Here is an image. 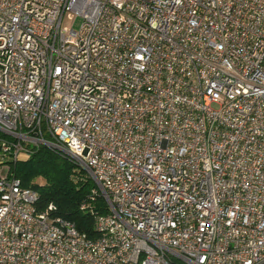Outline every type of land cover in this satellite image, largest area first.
<instances>
[{
	"label": "built area",
	"instance_id": "2783aa9c",
	"mask_svg": "<svg viewBox=\"0 0 264 264\" xmlns=\"http://www.w3.org/2000/svg\"><path fill=\"white\" fill-rule=\"evenodd\" d=\"M0 132V264H264V0H0ZM38 146L94 237L14 176Z\"/></svg>",
	"mask_w": 264,
	"mask_h": 264
},
{
	"label": "trees",
	"instance_id": "16d2710c",
	"mask_svg": "<svg viewBox=\"0 0 264 264\" xmlns=\"http://www.w3.org/2000/svg\"><path fill=\"white\" fill-rule=\"evenodd\" d=\"M0 136H5L0 132ZM22 187L37 193L36 209L49 204L53 214L74 223L80 233L95 235V218L108 212L93 180L67 156L45 146L34 147L29 159L11 165Z\"/></svg>",
	"mask_w": 264,
	"mask_h": 264
},
{
	"label": "rangeland",
	"instance_id": "374dc122",
	"mask_svg": "<svg viewBox=\"0 0 264 264\" xmlns=\"http://www.w3.org/2000/svg\"><path fill=\"white\" fill-rule=\"evenodd\" d=\"M78 23H79L78 20H74V21H66V20H65V21L63 22V24L66 25V26H71V25H73V26H77ZM5 172H6V165L3 166V174H5Z\"/></svg>",
	"mask_w": 264,
	"mask_h": 264
}]
</instances>
